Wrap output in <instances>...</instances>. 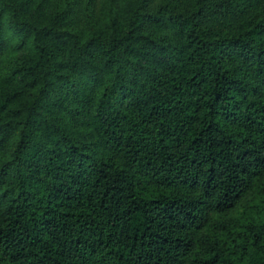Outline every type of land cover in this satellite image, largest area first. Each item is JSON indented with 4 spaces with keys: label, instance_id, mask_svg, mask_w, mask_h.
Wrapping results in <instances>:
<instances>
[{
    "label": "trees",
    "instance_id": "obj_1",
    "mask_svg": "<svg viewBox=\"0 0 264 264\" xmlns=\"http://www.w3.org/2000/svg\"><path fill=\"white\" fill-rule=\"evenodd\" d=\"M8 51L0 264H264V0H0Z\"/></svg>",
    "mask_w": 264,
    "mask_h": 264
},
{
    "label": "rangeland",
    "instance_id": "obj_2",
    "mask_svg": "<svg viewBox=\"0 0 264 264\" xmlns=\"http://www.w3.org/2000/svg\"><path fill=\"white\" fill-rule=\"evenodd\" d=\"M124 2V1H123ZM120 3V7L124 6V3ZM20 53L15 54L13 51H8L5 54H0V83L2 82L3 74L5 73V66L12 65V63L17 62L19 60Z\"/></svg>",
    "mask_w": 264,
    "mask_h": 264
}]
</instances>
